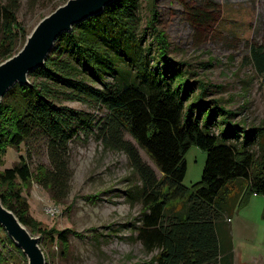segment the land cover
<instances>
[{"label": "trees", "instance_id": "1", "mask_svg": "<svg viewBox=\"0 0 264 264\" xmlns=\"http://www.w3.org/2000/svg\"><path fill=\"white\" fill-rule=\"evenodd\" d=\"M151 1L142 31V0H116L73 26L57 39L44 67L29 75V85H15L6 93L0 106V165L10 148L25 146V156L0 171V196L41 245L55 244L66 255L76 233L44 227L30 214L22 191L36 183L55 203L64 199L71 178L69 145L92 122L62 103L93 105L106 115L91 134L105 148L125 154L138 180L137 237L146 251L157 253L137 264H217L223 255L220 224L229 232L228 219L252 196L264 197V124L237 123L235 112L207 99L206 84L180 72L168 58L169 43L155 25L156 0ZM17 6L18 0L0 5L1 61L15 54L17 40L27 36ZM146 29L153 32L155 47L147 43ZM250 52L255 69L264 74V48L252 46ZM37 141L48 153L49 166L38 165L33 172L28 145ZM192 146L206 154V161L201 180L187 187L185 155ZM0 231L26 263L1 226Z\"/></svg>", "mask_w": 264, "mask_h": 264}, {"label": "rangeland", "instance_id": "2", "mask_svg": "<svg viewBox=\"0 0 264 264\" xmlns=\"http://www.w3.org/2000/svg\"><path fill=\"white\" fill-rule=\"evenodd\" d=\"M66 1L18 0L16 16L27 36L42 18ZM7 2L0 0V5ZM151 3V0L141 2L140 31L146 28ZM153 5L158 20L155 25L169 43L168 58L180 72L190 81L206 84L207 99L220 100L224 107L236 113L237 123L263 125L264 74L255 69L250 48H264V0H156ZM152 34L146 29L147 43L155 47ZM24 42L21 38L17 40L16 52ZM121 67L124 69V65ZM106 80L110 81L108 77ZM94 86L100 88L96 82ZM62 105L92 122L88 132L69 145L71 178L65 197L55 203L50 193L36 183L22 191L30 214L44 227L60 231L71 229L76 233L69 238L70 248L66 255H61L55 244L45 242L41 245L48 264L148 262L157 251H146L137 237L141 208L135 199L137 177L125 154L105 148L91 134L106 115L105 109L76 101H65ZM28 147V162L33 172L38 165L49 166V156L41 141L29 143ZM139 152L160 176L144 151L140 149ZM20 155L25 156V146L20 151L8 149L0 171L13 167ZM185 159L187 172L183 183L191 187L201 180L206 154L192 146ZM48 205L56 206L59 213L47 214ZM232 217L235 222L246 220L250 228L238 235L231 223L227 224L229 232H224V224H220L223 255L217 264L224 260L228 264H264V198L252 196ZM0 251L4 256L0 264H27L12 246L5 244L1 231Z\"/></svg>", "mask_w": 264, "mask_h": 264}, {"label": "water", "instance_id": "3", "mask_svg": "<svg viewBox=\"0 0 264 264\" xmlns=\"http://www.w3.org/2000/svg\"><path fill=\"white\" fill-rule=\"evenodd\" d=\"M116 0H67L42 18L26 37L23 47L0 63V106L3 97L15 85H29V75L45 65L57 39L73 26L98 16ZM0 226L21 251L27 264H47L41 239L21 223L3 204L0 196Z\"/></svg>", "mask_w": 264, "mask_h": 264}, {"label": "crops", "instance_id": "4", "mask_svg": "<svg viewBox=\"0 0 264 264\" xmlns=\"http://www.w3.org/2000/svg\"><path fill=\"white\" fill-rule=\"evenodd\" d=\"M245 222H246V220H243L242 221V219H237V222H235V220H234L233 217L229 221V223H231L233 229L236 230V233H238V235H242L243 232H247L246 229H249L250 228V225H247Z\"/></svg>", "mask_w": 264, "mask_h": 264}, {"label": "built area", "instance_id": "5", "mask_svg": "<svg viewBox=\"0 0 264 264\" xmlns=\"http://www.w3.org/2000/svg\"><path fill=\"white\" fill-rule=\"evenodd\" d=\"M45 211L47 214L53 216V215H57L59 213V209H57L56 206H53V205H48L46 208H45Z\"/></svg>", "mask_w": 264, "mask_h": 264}]
</instances>
